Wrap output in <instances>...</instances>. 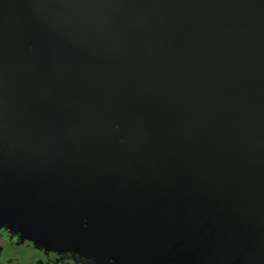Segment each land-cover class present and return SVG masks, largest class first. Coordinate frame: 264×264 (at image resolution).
Returning <instances> with one entry per match:
<instances>
[{
	"label": "water",
	"instance_id": "1",
	"mask_svg": "<svg viewBox=\"0 0 264 264\" xmlns=\"http://www.w3.org/2000/svg\"><path fill=\"white\" fill-rule=\"evenodd\" d=\"M0 215L96 264H264V0H0Z\"/></svg>",
	"mask_w": 264,
	"mask_h": 264
},
{
	"label": "flooded vegetation",
	"instance_id": "2",
	"mask_svg": "<svg viewBox=\"0 0 264 264\" xmlns=\"http://www.w3.org/2000/svg\"><path fill=\"white\" fill-rule=\"evenodd\" d=\"M0 264H96L73 252L53 251L25 241L0 215Z\"/></svg>",
	"mask_w": 264,
	"mask_h": 264
}]
</instances>
